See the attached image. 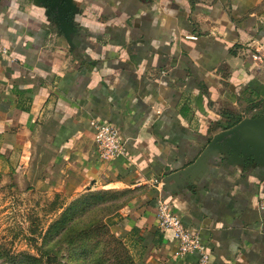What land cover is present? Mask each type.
<instances>
[{
  "label": "crops",
  "instance_id": "crops-1",
  "mask_svg": "<svg viewBox=\"0 0 264 264\" xmlns=\"http://www.w3.org/2000/svg\"><path fill=\"white\" fill-rule=\"evenodd\" d=\"M76 1L71 44L33 0H0V170L54 195L128 191L112 219L139 264L198 263L160 229L161 200L210 264H264V167L220 154L195 183H164L215 134L264 114L251 56L264 0ZM92 119L119 126L126 155L100 157Z\"/></svg>",
  "mask_w": 264,
  "mask_h": 264
},
{
  "label": "rangeland",
  "instance_id": "rangeland-1",
  "mask_svg": "<svg viewBox=\"0 0 264 264\" xmlns=\"http://www.w3.org/2000/svg\"><path fill=\"white\" fill-rule=\"evenodd\" d=\"M86 192L74 197L54 195L26 184L18 174L0 170V264L22 254L44 260L50 255L61 264H133L134 252L112 219L132 195L119 190L83 202ZM65 218L73 219L60 237L55 229ZM90 224L95 225L89 234L81 231Z\"/></svg>",
  "mask_w": 264,
  "mask_h": 264
},
{
  "label": "water",
  "instance_id": "water-1",
  "mask_svg": "<svg viewBox=\"0 0 264 264\" xmlns=\"http://www.w3.org/2000/svg\"><path fill=\"white\" fill-rule=\"evenodd\" d=\"M33 2L45 9L46 15L73 44V36L78 33L75 24V17L80 13L78 2L76 0H33ZM220 154L224 155V159L227 157L231 164H257L264 167V114L255 118L246 117L232 128L215 134L193 164L165 178L166 187L171 181L187 180L195 183L206 168V163L219 157Z\"/></svg>",
  "mask_w": 264,
  "mask_h": 264
},
{
  "label": "built area",
  "instance_id": "built-area-1",
  "mask_svg": "<svg viewBox=\"0 0 264 264\" xmlns=\"http://www.w3.org/2000/svg\"><path fill=\"white\" fill-rule=\"evenodd\" d=\"M196 39L197 36H190ZM0 50L7 53L8 50L0 45ZM251 56L256 68H261L264 63V44H258L253 47ZM94 129V140L100 157L104 160H113L116 157L126 155V140L124 139L117 124L92 119L90 121ZM259 208L264 210V198L259 201ZM157 216L159 227L163 232L171 231L173 237L177 240L179 247L176 255L183 257L188 254L198 253L199 260L197 264H210L211 251L204 243L199 233L191 231L182 221L181 216L176 212L174 206L161 200L157 206Z\"/></svg>",
  "mask_w": 264,
  "mask_h": 264
},
{
  "label": "trees",
  "instance_id": "trees-1",
  "mask_svg": "<svg viewBox=\"0 0 264 264\" xmlns=\"http://www.w3.org/2000/svg\"><path fill=\"white\" fill-rule=\"evenodd\" d=\"M114 191L118 192L119 190H105V189H101L99 190L98 192H86L87 194H85L84 196H82L83 198V202L85 201H89V199H91L92 197L94 196H99V195H104V194H108V193H114ZM122 191H125V190H121ZM128 193V191H125ZM73 218H65V222L62 221L60 222V224H58L56 226V231L58 233V236L60 235V237L62 235L65 234V232L68 230L67 228V225H69V223L71 222ZM95 224H90L89 226L87 227H84L81 231L83 232H86L87 234L90 233V230L89 228L94 226ZM106 234H108V231L106 230L105 231ZM75 233H71V235H74ZM124 237H122L123 239ZM52 243V241H51ZM58 244V241L55 242L53 245H54V248L55 246ZM127 245V243H125ZM79 245H82V247L86 248V246L84 244H80ZM127 247H129L127 245ZM130 248V247H129ZM130 252V251H129ZM131 255V254H130ZM1 256V254H0ZM2 257V256H1ZM50 255H48V258L46 260L42 259V257H38V256H34V255H26V254H22V255H11L9 257L6 258L5 262L7 264H61L62 262L61 261H57V262H53V259L50 257ZM131 257L133 258V256L131 255ZM52 261V262H51ZM133 261L134 263L133 264H139L134 258H133Z\"/></svg>",
  "mask_w": 264,
  "mask_h": 264
}]
</instances>
